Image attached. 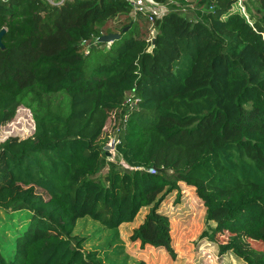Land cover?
Wrapping results in <instances>:
<instances>
[{
	"label": "trees",
	"instance_id": "1",
	"mask_svg": "<svg viewBox=\"0 0 264 264\" xmlns=\"http://www.w3.org/2000/svg\"><path fill=\"white\" fill-rule=\"evenodd\" d=\"M152 1L169 7L153 24L131 0H0V129L20 106L35 122L0 144V264H127L121 227L144 208L130 240L176 258L161 205L179 181L233 235L220 253L264 264L244 245L264 242V0L248 18L235 0H197L195 17Z\"/></svg>",
	"mask_w": 264,
	"mask_h": 264
},
{
	"label": "rangeland",
	"instance_id": "2",
	"mask_svg": "<svg viewBox=\"0 0 264 264\" xmlns=\"http://www.w3.org/2000/svg\"><path fill=\"white\" fill-rule=\"evenodd\" d=\"M145 4L147 10H157L158 4L152 0H140ZM183 10L191 17H195L197 11V0H188ZM248 15L257 13V6L254 0L247 3ZM146 16L144 13L138 14V19ZM143 22L144 20H140ZM89 49H86L87 51ZM114 119L109 121L105 136L107 144L116 138L114 131ZM34 121L30 109L20 106L15 118L0 129V144L9 136L27 137L33 133ZM107 158L111 161H119L121 157L116 149L105 150ZM107 168L102 169L100 174L106 173ZM171 172L168 173L170 175ZM178 183V191H174L166 196L161 205V209L170 216L171 236L173 247L176 251V258L163 247L147 245L142 247L139 241L130 240L132 229L139 225L143 217L147 214L148 208H144L139 213L137 220L121 227V237L125 245L124 253L127 255V264H135L137 261H146L149 264H243V261L234 254L228 252L220 253L219 245L230 241L233 237L228 232H216V223L208 219L206 207L198 197L196 188L181 181ZM77 232L83 229L84 235L94 234L98 223L80 219ZM244 245L247 248L258 247L264 250V242L245 237ZM92 248L93 244L87 245Z\"/></svg>",
	"mask_w": 264,
	"mask_h": 264
},
{
	"label": "built area",
	"instance_id": "3",
	"mask_svg": "<svg viewBox=\"0 0 264 264\" xmlns=\"http://www.w3.org/2000/svg\"><path fill=\"white\" fill-rule=\"evenodd\" d=\"M45 1L48 2L51 5H61L64 2H66L67 0H45ZM131 1H132L133 5H134L133 16L137 17V15L139 13H144L152 24L155 22V18L162 17V15H164L165 13L169 12V7L164 5V4H159L158 3V9L157 10H147L146 7H145V4L142 1H140V0H131ZM248 1L249 0H235V3L233 5V10L241 12L243 15H245L248 18L249 17L248 11H247V3H248ZM151 32H152V34H154L155 29L153 28L151 30ZM137 102H138V99L134 100L133 99V94H132V96H128L127 97L124 105H125V107H131L134 104H136ZM31 115H32V112H31ZM32 119H33V116H32ZM33 121H34V119H33ZM34 128H35V122H34ZM34 128H33V131H34ZM9 137H11V136H9ZM117 142H118V139H117V136H116V138L111 142V145H109L110 148L115 150ZM149 171L154 173L155 169L150 168Z\"/></svg>",
	"mask_w": 264,
	"mask_h": 264
},
{
	"label": "water",
	"instance_id": "4",
	"mask_svg": "<svg viewBox=\"0 0 264 264\" xmlns=\"http://www.w3.org/2000/svg\"><path fill=\"white\" fill-rule=\"evenodd\" d=\"M7 32V29L6 28H3L1 29L0 31V48H4V44H3V36L4 34ZM156 31L154 32V38L152 40L153 44L155 42V36H156ZM120 38V34H117V33H110V34H107V35H104L100 38V41L101 42H104V43H112L114 42L115 40L119 39ZM106 150H109L110 149V146L109 145H106L105 147Z\"/></svg>",
	"mask_w": 264,
	"mask_h": 264
},
{
	"label": "crops",
	"instance_id": "5",
	"mask_svg": "<svg viewBox=\"0 0 264 264\" xmlns=\"http://www.w3.org/2000/svg\"><path fill=\"white\" fill-rule=\"evenodd\" d=\"M126 225V224H125Z\"/></svg>",
	"mask_w": 264,
	"mask_h": 264
}]
</instances>
